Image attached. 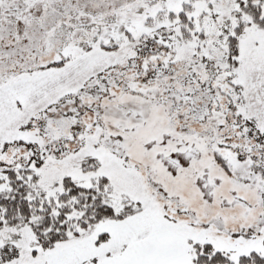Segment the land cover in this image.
<instances>
[{"label":"snow or ice","instance_id":"obj_1","mask_svg":"<svg viewBox=\"0 0 264 264\" xmlns=\"http://www.w3.org/2000/svg\"><path fill=\"white\" fill-rule=\"evenodd\" d=\"M0 264H264V0H0Z\"/></svg>","mask_w":264,"mask_h":264}]
</instances>
